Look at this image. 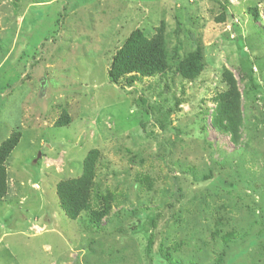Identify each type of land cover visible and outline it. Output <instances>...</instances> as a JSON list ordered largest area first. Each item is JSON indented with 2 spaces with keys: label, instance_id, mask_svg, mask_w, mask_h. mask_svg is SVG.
Masks as SVG:
<instances>
[{
  "label": "rangeland",
  "instance_id": "rangeland-1",
  "mask_svg": "<svg viewBox=\"0 0 264 264\" xmlns=\"http://www.w3.org/2000/svg\"><path fill=\"white\" fill-rule=\"evenodd\" d=\"M135 30L162 34L169 69L113 83ZM228 79L237 134L219 124ZM15 134L0 264H264V0H0V146ZM92 153L71 219L58 187Z\"/></svg>",
  "mask_w": 264,
  "mask_h": 264
},
{
  "label": "trees",
  "instance_id": "trees-1",
  "mask_svg": "<svg viewBox=\"0 0 264 264\" xmlns=\"http://www.w3.org/2000/svg\"><path fill=\"white\" fill-rule=\"evenodd\" d=\"M202 58V52L197 50L181 62L180 71L184 78L192 81L200 76L204 67ZM168 69V56L162 34L149 39L140 30H135L114 55L109 69V78L113 83H118L123 77L132 74L141 78H152L157 75L166 74ZM249 71H251L249 75L253 82V71L252 69ZM228 82L231 85V89L225 92L221 98L223 105L220 107L219 124L222 127L225 124L227 130L233 134H237L240 95L237 92L234 81L228 79ZM19 141L20 135L15 134L0 146V201L7 193V171L5 163L17 147ZM96 157V153L88 156L84 165V173L80 178L65 181L58 187L61 206L71 219H76L82 212L88 211L91 207ZM106 214L107 210L100 213L91 210V215L97 224H99Z\"/></svg>",
  "mask_w": 264,
  "mask_h": 264
}]
</instances>
